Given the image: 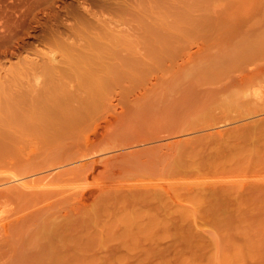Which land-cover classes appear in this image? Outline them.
Returning <instances> with one entry per match:
<instances>
[{"label": "rangeland", "instance_id": "374dc122", "mask_svg": "<svg viewBox=\"0 0 264 264\" xmlns=\"http://www.w3.org/2000/svg\"><path fill=\"white\" fill-rule=\"evenodd\" d=\"M0 183V264H264V0H0Z\"/></svg>", "mask_w": 264, "mask_h": 264}, {"label": "bare ground", "instance_id": "6f19581e", "mask_svg": "<svg viewBox=\"0 0 264 264\" xmlns=\"http://www.w3.org/2000/svg\"><path fill=\"white\" fill-rule=\"evenodd\" d=\"M53 59H54V57H52ZM56 59V58H55ZM54 59V60H55ZM52 60V59H51ZM56 174V176H57V173H53L52 174V172L51 173H48V174H42V175H44V176H41V177H39V176H36V177H34V178H29L30 176H28V175H25V177L23 176H21V177H19V175H14L13 177H11V179H8L7 178V180H8V182H10L9 184H12V182L15 184V181H18V183H19V185H21V186H23L22 188H38V187H40V189L43 187V189H44V187H48V186H50V185H53L54 183H55V181H54V175ZM37 175V174H36ZM28 176V177H27ZM32 177V176H31ZM57 177H55V179H56ZM58 179V178H57ZM4 181H6V180H4ZM12 181V182H11ZM7 182V181H6ZM5 182V183H6ZM1 184V183H0ZM7 185H8V183H6ZM17 184V183H16ZM16 184H15V186H16ZM5 185V184H4ZM17 187H18V184H17ZM20 187V186H19ZM39 189V188H38ZM0 216H1V213H0ZM2 219V218H1Z\"/></svg>", "mask_w": 264, "mask_h": 264}]
</instances>
